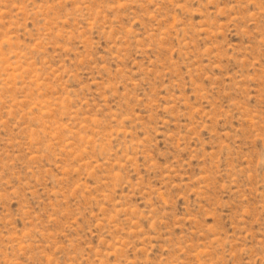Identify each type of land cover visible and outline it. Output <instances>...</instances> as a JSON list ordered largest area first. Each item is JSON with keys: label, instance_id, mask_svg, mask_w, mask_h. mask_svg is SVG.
<instances>
[{"label": "rangeland", "instance_id": "1", "mask_svg": "<svg viewBox=\"0 0 264 264\" xmlns=\"http://www.w3.org/2000/svg\"><path fill=\"white\" fill-rule=\"evenodd\" d=\"M0 264H264V0H0Z\"/></svg>", "mask_w": 264, "mask_h": 264}]
</instances>
